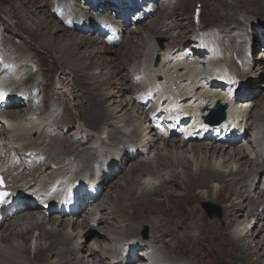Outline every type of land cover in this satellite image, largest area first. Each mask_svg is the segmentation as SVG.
Masks as SVG:
<instances>
[{
	"label": "rangeland",
	"instance_id": "rangeland-1",
	"mask_svg": "<svg viewBox=\"0 0 264 264\" xmlns=\"http://www.w3.org/2000/svg\"><path fill=\"white\" fill-rule=\"evenodd\" d=\"M61 1L69 2L70 6L68 8H71L73 6L72 8L75 9L76 7L77 13L74 14V9H72L73 14H63L64 3ZM104 1L106 0H103V2ZM108 1L112 3L111 5L115 4L114 0ZM12 2L11 0H0V47L1 53L3 54L2 57L5 54L13 59L10 60L7 57L8 64L11 61H17V63L19 62L18 68L20 67V71H16V69L10 71V64L8 66L5 64V67H7L3 69L4 73L2 70L3 74H0V79L2 80V77L4 76V81L6 83H15V86H11L12 89H15L18 86H20L21 88L24 87L25 95H23L26 96V99L28 95V101L23 100V102L19 106L18 111L15 110L16 108L14 107L15 109L13 110H15V114H17V112H19L22 108L30 109V104L32 102V105H37L36 108L34 107L35 109L33 108L30 111L35 113L32 114V118H34L35 116L38 119L40 118L38 120L39 123L45 118H48L47 122L49 124L46 122L45 127L50 126L49 132L53 131V133L56 135V137H54L55 139H52V137H50L51 140L49 141V143L53 145V149L47 147V149L49 150V157L52 159L57 155L58 157H60V155H64L63 157H70V160L73 158L71 161H69L70 163H73L72 161H74L72 168L67 167V163L61 165V167L58 166V169L56 168L52 172V174L48 173L43 176V178H41V182H39L38 185L40 187H44L50 180V177L59 174L65 175L67 173V177L71 176L69 178L74 179L76 177V173H78L79 175L77 174V176H79L81 180H84L85 178L88 180L89 176L91 175L93 177V180H91L88 187L90 189L92 187V189L94 188L93 190L96 191V198H93L94 200L83 202L81 208L79 209L80 211L75 215L66 214L61 216L53 210L44 214L42 206H38V209L33 211L29 210V212L35 214L37 219H40V221L38 222H45V230L53 229L56 232L60 233L62 240H59V242L57 243V249H62L64 247L62 243L65 242H68L69 245L76 242L78 245H81L79 249L63 253L61 254V256L56 257L55 254L53 256L54 258H50V255V259L47 261V264H50L51 262L57 263V261L61 262V264H66V262L63 261H65L66 257L70 256L71 254L73 255V257H76L74 262H76L77 264H97L94 259L87 257V255L89 253V249H94L97 253H99L101 249L99 246L101 245H104V247L102 248L103 250H105L106 247L111 250L114 249L116 251H119L117 247L123 249V251L120 250V256L106 255L108 258L106 256L103 257L104 263L101 264H110V262H116L119 257L123 256L126 253L124 247L125 237L130 238L129 234L126 232V229L131 228L132 231L134 230V232H136L135 235H138V237H136L138 238L136 239L137 242H135V240L134 243L136 245L140 243V245L137 248L132 247V249H137L138 251H140L145 248L146 244H143L142 240L149 241L151 230L154 231L151 225H153L154 227L157 226L156 231L158 232H156L154 236L159 237L161 235L160 242H163V247L160 248L163 249H157L154 245V242L149 243L148 248L140 252L142 255V259L139 260H144V264H151L152 254L148 253L150 249H152V252H156V254L159 255V261L157 260V262H162V264H177L178 262L176 263V261H179L180 264H254L248 257L242 259L236 258L233 255V252L229 250H226L227 252H224V254L221 252V250H218L215 253L208 252L206 247H202V237L207 235L209 243L213 244V235L207 232L208 230L213 228V225L206 224V220H215V228L216 230H218V234L225 233L227 234V236H229V239H236L239 237V234H241L240 232L244 231L245 229L251 228L254 233L252 235L254 237H252L254 241L253 243L251 242V245L254 246V244H258V241H260V244L264 242V173L256 174L261 170L260 162L262 161V159H264V97L260 98L255 104H251L250 102L244 101V98H241L239 96V99L236 103L233 104L231 108V116L234 118L230 123H233L236 134L238 133L240 137L243 136L241 142H239L238 147L234 149L240 151L244 149V152L249 153L248 158L250 162L247 164L244 161V158L242 160H239V158L235 156L234 160H228V156L226 154H230L231 156V153L235 154L232 150L233 147H222V143L218 140L212 141L209 139H197L198 142H193V140L196 139L190 138L188 140L189 142H187L184 147L176 150V148H171L167 145V143H164L160 135H158L157 133H152V136L154 135L156 140L155 142H153L154 146L151 147L149 152V149L147 147L146 149L144 148V144L136 143V140H139L140 137H142L143 139L144 136H147V130H149H146V128L149 127L147 126L149 121L142 118L143 116L141 114L143 113L144 109L143 107H140L138 101L142 100V104L143 106H145L144 108H146L152 103L154 104V102H158V100H161V98L163 97H165L163 99L167 100V97L172 98L174 96L176 100H178V97L179 100H181L183 95H190L194 91L192 94H195V96L188 95V98H184L187 100H183L185 104L182 105V107H185L192 113L199 112L200 107L203 108L210 105V98L214 97L212 96L213 93L221 94L224 88L226 89V84L224 87V85H222L221 83L220 88L214 86L209 87V85H205L207 78L215 76L218 80V76L222 71L226 70L225 74H229L231 70L234 71L231 65L236 60L240 63V65L242 64V69L251 72L250 76H248V81H246L245 83H243L245 80H242L243 82L241 81L240 83L239 81L237 82L239 84L252 85V83L256 79V71L258 68L260 70V67L258 66V64L253 66L254 64H252L251 62L253 60L256 61V58H254L255 56L257 57L260 54H264V28H262L261 26L262 23L255 24L257 22H253V28L255 29L256 33L252 30V27L249 28V32L251 35L246 40L247 49H244L241 52V55H238L239 43L243 40L241 39V35L243 33L242 30L246 28L245 26L239 25L240 21L243 20L239 17L244 16L240 13L234 14L235 18L233 19V21L239 20V23L236 26L234 22L230 24V21H226L227 18H224V16L221 15V11L216 10L218 8L217 3H231L229 0H143V3H141V5L138 4V0H132V2L134 3V7L131 6L130 8H133V11L132 14H128L127 17H125L123 13L118 14L119 9L118 12L114 15H103V12L104 14L107 13H105V11L100 12L92 8L94 0H47V11L50 10V7L52 8L54 5H56L58 7V14H56L54 10L53 11L57 16H59V20L61 22L66 20L73 25L80 24L82 29L87 27V32H89L88 34H90L91 36L95 35L94 37L105 35L106 40L109 42V46L113 50V54H116H109L108 56H112L113 58H115L119 54L125 57L124 54H126L128 50H130V52H133L134 50L138 49L137 56L140 55L139 58L141 59L131 61L129 58H125V66L124 68H120L121 70L115 69L114 64L117 61H115L116 59H114L112 61H108L107 66H101L100 69L93 71L95 76H100L101 74L109 77V79L111 80H109V83L106 86L107 88H99L95 92L100 96L106 112L112 113L113 116L112 120H109L110 122L112 121V124L104 125V123H100L101 125H93V122H91L94 121L93 119L91 121L86 119V109H84V107H86V98H83V96H81L78 99L76 95L79 92L74 91V89L76 90L77 84L74 80H72V76L69 77L68 75V72H70L69 68L74 67L75 69H84V65L76 64L68 65V67H66V57H64L60 53L53 54L50 50L43 47L36 40H30L28 35L25 34L22 29L23 25L21 23V20L19 18L10 19V17L6 13V11H8L9 9L10 11L14 10L11 7ZM136 5H139V8H135ZM121 7L123 9L124 5H122ZM244 13L245 12H243V14ZM224 14L228 15L229 12L224 11ZM231 14L232 13H230V15ZM12 15L15 14L12 12ZM99 15H101V17ZM257 19L260 20V18ZM54 21L56 23L58 22L55 19ZM237 22L238 21H236V23ZM58 23L59 25H63V27L65 26V28H68V26L64 25L63 23ZM174 23H177L179 27H173ZM122 24L123 26H121ZM222 24L223 26L220 28V25ZM144 25L155 28L157 27L155 29L156 34H146V32H144V30L142 29ZM166 25L168 26V28ZM226 25H228L229 27ZM99 29H101V31L105 30L106 32L100 33ZM72 31H76V34H80L79 28H74L72 29ZM107 31H111V33H108ZM131 31L135 33L131 34ZM143 35L146 40L144 37H141ZM233 35H238V38H235L232 43H227V41L233 38ZM130 36H133L132 39H130ZM198 36L201 38L203 42L202 44H200L196 40V37ZM147 38L149 39L147 40ZM130 40H132L134 43V46L131 48H129L130 45L128 43L130 42ZM214 40L216 41V43ZM124 42L128 43L125 47L123 46ZM218 43H220V45ZM210 45H214L213 48L216 47L215 50L218 54L213 61L212 59H209L210 55L208 56L207 54L208 51L212 48ZM175 46L184 47L185 51L179 54H174V48H176ZM217 46L220 47L218 48ZM170 48L174 50H170ZM162 50L164 51V53ZM80 51L81 53H86V56L89 55V52L92 53L90 57L94 53L91 47L88 46H86L85 49H81ZM140 51H143L142 54ZM224 51H226V55ZM182 55L184 58L183 60L176 59L178 57H181ZM161 56L162 59L160 58ZM240 56L244 57L245 60H240ZM156 57L159 58L157 64H155ZM260 59L261 57L258 58L257 62H259ZM228 60L231 61L229 62ZM222 61H224L223 63H225V65L222 64ZM216 63L219 65H216ZM137 64L140 66V68L138 67L136 69L135 67H137ZM220 67H222V69H220ZM65 68L67 69V73L64 72ZM9 71L12 72V75ZM138 71H141V74L140 72L138 73ZM160 74L162 76L161 79L157 77L158 75L160 76ZM121 75H127V84L129 83L131 78H133L134 80H138L141 83L142 87L144 88L142 89L143 91L139 90L137 92L135 87L132 86V90H135L137 92H135L136 95L138 94L137 96L133 94L134 97L138 99V101L134 102L131 99L130 91H128L127 89L120 90V84H118L117 80ZM26 77L27 79L25 80ZM229 77L231 78V76ZM195 78H197L196 81L193 80ZM200 78H204V80L201 81ZM233 79L234 78H231L232 82ZM85 80L88 83L93 82L91 76L87 77ZM187 80L188 82H186ZM189 80H191L192 82ZM157 81L160 85L157 84ZM151 83L155 85L156 90H151L153 92H146V87L148 88V85H150ZM195 83L197 85H194ZM191 84H193L195 88L193 87V85L191 86ZM156 85H158V89ZM241 89V94L243 95L251 92L250 90H246L243 86L241 87ZM197 90L199 91L197 92ZM92 91L93 90H91L90 92ZM156 91L158 92L156 93ZM17 93L20 94L21 91L17 90ZM35 93L37 94L34 95ZM146 93H148V95ZM33 95V99L32 97H29ZM145 97L150 102L148 105H145ZM190 98L191 100L189 101ZM242 101L243 103L238 106V104ZM164 104L167 105L168 103L166 102ZM234 110L235 112L233 114ZM239 113L240 115L244 116V127H241L239 125V121L242 119V116H238ZM26 116L27 113H25V117ZM31 120H29V122ZM16 121L17 123L14 129L10 127H3V134H0V155L3 153V150L11 147V143L18 144L20 142H25L24 140H20L15 137L18 135L19 129L29 130V128L31 127L32 130L34 126H38L37 121L34 122V124L33 122H31L32 126L31 124H29V122L21 123L20 120ZM88 122H91L92 125L90 126V123ZM42 125L44 124L42 123L40 126ZM78 125L85 128H81ZM18 127L19 129H17ZM112 127L117 131H122L118 133V137L120 138H113L111 133L109 134ZM30 132H28V134H26L24 138H27V140L34 142V135ZM173 136H177L181 139L180 133H173V135L168 138L175 140L176 138H172ZM262 138L263 140H261ZM12 139L13 141H11ZM118 139L122 141L120 142L118 141ZM257 139L260 141H256ZM250 140H252V142H249ZM134 141L136 143L135 147L132 144L134 143ZM253 141L256 142L253 143ZM195 143L197 146L206 147L207 150L210 149V151H212V148L215 149L216 152L214 153L212 158L209 159V166H213L221 172H224L225 176H227L225 178L226 180L233 181L232 178L236 180L239 179V176L242 177L243 175H248L247 179H249L250 181H246L247 183L245 184L244 188L240 189L237 182H235L236 186H234L235 189L243 192L244 197H246L248 194L250 198L253 199V201L256 203L257 207H253L254 210H252V212L250 206L245 205L246 200L244 205L242 204L244 207V213L243 216H239V218H243L250 210L249 221H243V219H241L243 222L241 221V223L237 227H234L228 224V221L226 222V220H224V211L222 210L224 208V204L222 203L220 194L218 193V190L222 185V182L220 181L210 180L206 188H200V193L199 188L198 190L195 189L196 193L194 200L198 199V201L193 205H187V198L189 197V193L188 191L182 190L185 182H188L185 164L187 160H191L194 164V169H197L200 164L199 162H197V159H195L196 156L191 151H189L190 147ZM45 146L46 144H44V149ZM92 146L93 148H95V150L91 151L93 160L91 161V159L89 158V162L90 164L91 162H94V164L92 163L93 166L95 164L96 165L94 166V168L92 166L87 171L82 168L81 165H87L84 161H82L83 156H85V153H90V150L88 148ZM219 146L222 148H219ZM122 147H127L126 149L130 148V150L133 149L131 150V153L134 152V155H137V157L133 159L129 158V160L127 161V157L125 154L127 153V151H125V153L120 152ZM176 151H178L177 154ZM172 152L177 155V159H175V156ZM117 155L123 157V162H121V164L115 166H108V164H106L107 166L105 165L103 159H109L110 157H112V160L115 161L116 164H118L120 159ZM134 155L131 156L133 157ZM76 156L77 159H75ZM206 157L209 156L206 155ZM75 160H77L78 162H75ZM240 161H244L245 163L243 162V164L240 165ZM132 162L137 163V165L141 162V164H147L148 166H145L144 169H141L140 172L138 171L139 174L138 172L132 173V171H130L129 169ZM122 163H124V165H122ZM159 165L167 166L165 169L166 171L164 172L166 173L164 177L165 179H162V173L159 171V168H157ZM74 166H77V168H75ZM101 166L105 168L103 173H101V170L99 168ZM239 168L243 172V174L241 175H238L237 169ZM91 169L94 170L90 171ZM251 169H254V173L249 172V170ZM162 170L163 169L161 168V171ZM230 170H232V175L234 176H228L227 173H229ZM115 172L118 173L114 174ZM112 174H114V176H112ZM147 174H149L150 176ZM142 176L143 178L146 176L148 179L146 177V179H143ZM150 178L153 179L151 180ZM171 178L173 180L176 178L175 180L179 183H182V181L184 182V184L182 183L183 186H181V188L177 183L173 182L171 184L169 182V185L173 187L174 190L176 189V193L183 195L184 200L180 203V210L184 213L183 217L182 214L178 213V210L175 209L176 203L165 198V193L170 191L169 188L161 190L160 192H157L155 190L159 187L158 186L156 188V185H160V183L162 184L163 181H169V179ZM56 182L57 180L51 184H55ZM146 182L148 183L146 184ZM250 182L252 183V186L248 185ZM133 189H135V192H132ZM83 192L84 191L80 189V193L82 195H79L78 200L84 195ZM144 193L149 198L151 197L155 200V202H157L155 206L163 211L162 214H165V217L160 215H149L148 220L150 223H146L144 219L141 220L142 222L144 221V224H137L138 226H136V223L134 222H137L138 220L132 219V217H136V213L134 212H138V210L144 209V207H141L140 205L137 208L132 207V198L134 197L140 199V196ZM211 197L212 200H209L211 199ZM79 204H81V202H79L78 205ZM195 208H197L198 210L195 211ZM151 211L152 209L148 210L147 214H149ZM189 216L191 219H189ZM98 217H101L102 222H99L97 224L96 222L98 220ZM138 217L142 218V215L138 214L135 219H138ZM184 217L188 218L189 220L184 222ZM53 218H58V222H56L55 224L47 222L50 219L54 220ZM222 219L224 222H222ZM200 220L201 222H199ZM87 221H89L88 224L91 223L92 225L89 224V227L87 229H84V225ZM197 224H201L200 226L198 225L201 230H198ZM0 227H2V224L0 225ZM223 227L224 230H220ZM39 232L40 230L36 229L33 230L32 233H29L31 239L27 243V245L30 248V251L28 254L22 255L24 257L25 264H35L36 261L34 260V255L36 253V248L42 245L45 247L49 243L46 239H38L37 236ZM207 233L209 234V236ZM105 237H108L112 242L106 240ZM95 238H102L103 240L105 239L104 243L100 244V239ZM96 240L99 242H95ZM16 242H18L19 244H23L22 240L18 239L13 243V245L17 244ZM261 246H263L262 248L264 249V245ZM213 249L215 250V247H213ZM146 252L149 255H146ZM263 258L264 257H262L261 264H264ZM107 259H110V262ZM136 260H138V258Z\"/></svg>",
	"mask_w": 264,
	"mask_h": 264
},
{
	"label": "bare ground",
	"instance_id": "bare-ground-1",
	"mask_svg": "<svg viewBox=\"0 0 264 264\" xmlns=\"http://www.w3.org/2000/svg\"><path fill=\"white\" fill-rule=\"evenodd\" d=\"M114 1L115 2H120L122 5H124V8L122 9V7H121L122 5L117 6V4H119V3H115L116 5L115 4L111 5L112 3L110 1H108V0H106L104 2H103V0H94V3L92 5V8H94L97 11H100V12L101 11H105V13H107V14H104V12L102 13L105 16L108 15V14L109 15L110 14H112V15L116 14L118 12V9H119L118 14L123 13L125 15V17H127V15L130 14V13L132 14L133 8H130L131 6L134 7V3L132 2V0H114ZM154 1H156V0H154ZM229 1L231 3H224V2H219V4L217 3L218 8L216 7L217 8L216 10L217 11H221L222 12L221 15L224 16V18H227L226 21H230V24L234 22L236 26L238 25L239 20L233 21V19L235 18L234 17L235 16L234 14L240 13V14H242L244 16V17H239V18L243 19L242 21H240L241 24L239 23V25L246 27V28H244L242 30L243 33L241 35V39H243V40L240 41L239 48H238V55H241V52L244 49L245 50L247 49L246 40L251 35L250 32H249V28L252 27V30L255 32V29L253 28V25H254L253 22H257L255 24L262 23L261 26H262V28H264V0H229ZM11 2H12V0H11ZM61 2L64 3V6H63V14L72 13V9H74V8H72L73 6L71 8H68L70 6V3L69 2H64V1H61ZM138 2L141 4V3H143V0H138ZM212 5H213V3H212ZM110 6H112V7H110ZM11 7L14 10L13 11H10V9H9L8 11H6L7 15L10 17V19L11 18L12 19L19 18L21 20V23L23 25L22 29L25 32V34L28 35V37H29L30 40H33V41L36 40L43 47H45L46 49L50 50L53 54L60 53L61 55H63L64 57H66V60H65V62L67 63L66 64V67H68V65H76V64L84 65V69H82V68L81 69H75L74 67L73 68H69L70 69V72H68V75H69V77L72 76V80H74L76 82V84H77L76 85V90L74 89V91L75 92H79V93H77V95L75 93V95L78 97V99L81 96H83V98H86V107H84V109H86V119L87 120H90V121L93 119L94 121H91V122H93L92 123L93 125H97V124L101 125L102 123H104V125L112 124V121L111 122L109 121V120H112V117H113L112 116V113H107L106 112V109L104 108V105H103V103L101 101L100 96L98 95V93L95 92L99 88H107L106 86L109 83V80L110 79H109V77H107L105 75H101V74H100V76H95L94 73H93V71L100 69L101 66H107L108 65V61H112L114 59H116L115 61H117L114 64L115 69L121 70L120 68H124V66H125V61H126L125 58H129L131 61L137 60V59L138 60L141 59V58H139L140 55L137 56V50L138 49L137 50H134L133 49L134 50L133 52H130V50H128L127 53L124 54L125 57L124 56H121L119 54H118L119 57L117 55L115 58H113L112 56H108L109 54L110 55H116V54H113V50L109 46V44H108L109 42L106 40L105 35H100V37H97V36L94 37L95 35H92L91 36L90 34H88L89 32H87L88 31L87 30L88 29L87 27H85L84 29H82L80 24L79 25H73V24H71V23H69V22H67L65 20L61 22L59 20V16H57L54 13V11L52 10L51 7H50V10H49L50 12L47 11L48 10L47 9V0H26V1L25 0H13ZM135 8H139V5H136ZM76 10L77 9L75 7V9L73 10L74 14L77 13ZM224 11H228L229 14L228 15L227 14H224ZM12 12L15 15H12ZM78 12H79V10H78ZM243 12H245V13L243 14ZM230 13H232V14L230 15ZM99 16L101 17V15H99ZM158 16H160V15H158ZM166 18H168V17H166ZM228 18H229V20H228ZM257 18H260V20L257 19ZM54 19L56 21L60 22V23H63L64 25L68 26V28H65V26L63 27V25H59L58 22H57L58 23L57 24L54 21ZM72 19H73V17H72ZM117 19H118V17H117ZM168 19H170V18H168ZM255 19H257V20H255ZM253 20H255V21H253ZM236 21H238V22L236 23ZM179 24H181V23H179ZM121 26H123V24ZM150 26L144 25L142 29L144 30V32H146V34L147 33H151V35H153V34L155 35L156 34L155 33L156 32L155 29L157 27L155 28V27H150ZM177 26L179 27V25L177 23H174L173 24V27H177ZM222 26H223V24L220 25V28ZM226 26H228V25H226ZM74 28H79V33L80 34H76L75 33L76 31H72V29H74ZM167 28H168V26H167ZM105 30H106V28H105ZM99 31H100V33H102L101 29H99ZM133 33H135V32L131 31V34H133ZM132 37L133 36H130V39H132ZM141 37H144V35L141 36ZM138 38H140V37H138ZM235 38H238V35H233V38L230 39L229 41H227V43H229V42L232 43L233 40H235ZM148 39L149 38H147V40ZM139 40H141V39H139ZM145 40H146V38H145ZM216 41H215V43H216ZM125 43L126 42H124V44H123L124 47L128 43L130 45L129 48H131V47L134 46V43H133L132 40H130V42H128L126 44ZM218 44L220 45V43H218ZM182 45H184V44H182ZM86 46L91 47L92 51L94 52L91 57H90V55L92 53L89 52V55L86 56L85 55L86 53H81V51H80L81 49H85ZM175 47L178 48V49H180L179 46H175ZM240 47H241V49H240ZM215 48H213V49H215ZM170 50H173V49L170 48ZM221 51H223V50H221ZM226 51H224L225 52V55L227 54ZM142 52H141V54H142ZM163 53H164V51H163ZM219 55H220V53H219ZM208 56H209V54H208ZM222 56H223V54H222ZM262 56H264V54L263 55L260 54L257 57L255 56L254 58H256V61L253 60L251 62L252 64H254L253 66H255L256 64H258V66L260 67V70L258 68L257 71H256V79L252 83V85L239 84L242 80H245L244 82L242 81L243 83H245L246 81H248L247 79H248V76H250V73L251 72L250 71H245L244 69H242V64L240 65V63L237 60L234 63H232V65H231L233 67L234 71L231 70V72L229 74H225L226 73V70H224L225 72L224 71L221 72L222 74H225L226 75V78H228L229 76H231V78L237 79L239 81V83L237 82V85L234 86L235 87V90H230V91L227 90V93L229 95L232 94V96H233V94L237 93V90H239V88L243 86V87H245L246 90H250L251 91L248 94H245V95H242L241 94L240 95L241 98H244V101L250 102L251 104H255L260 98L264 97V57H262ZM231 57H233V56H231ZM259 57H261V59L259 60V62H257ZM160 58L162 59V56ZM220 58H222V57H220ZM225 59H227V58H225ZM239 59L240 60H245L244 57H242V56H240ZM10 60H13V59H10ZM213 60L214 59H212V61ZM163 61H165V60H163ZM11 62L13 63V66H12V68H10L11 69L10 71H12L13 69L14 70L16 69V71H20L19 70L20 67L18 68L19 62L18 63H17V61H11ZM223 62L224 61H222V64L225 65V63H223ZM226 62H227V60H226ZM228 64H230V63H228ZM216 65H219V64L216 63ZM214 66H215V64H214ZM6 67H2L1 68L0 74H2V70L5 69ZM138 67L140 68V66L137 64V67H135V68L137 69ZM150 67H152V66H150ZM223 68H225V67H223ZM69 69H68V71H69ZM220 69H222V67H220ZM66 70L67 69L65 68V70H64L65 73H67ZM139 72L141 74V71H138V73ZM217 73H218V71H217ZM153 74H154V72H153ZM11 75H12V73H11ZM90 76H91V79H93L92 80L93 81L92 83H88L85 80L87 77H90ZM157 77H159V79H161L162 76L160 74V76L158 75ZM218 78L222 79L223 77H218ZM231 78L229 77L228 79H231ZM25 79H27V77ZM127 79H128L127 75H125V76L124 75H121L119 77V79L117 80L118 81V84H120V90H126L127 89L128 91H130L131 99L134 102L135 101H138V99H136L134 97V95H136V93L139 90L141 91L144 88L142 87L141 83L138 80H134L133 78H131L130 81H129V83L127 84L126 83V80ZM196 79L197 78H195L193 80L196 81ZM203 80H204V78L201 79V81H203ZM214 80H216V78H214ZM149 81H152V80H149ZM189 81H191V80H189ZM159 82H161V81H159ZM186 82H188V80ZM157 84H158V81H157ZM158 85H160V84H158ZM158 85H156L157 86V89H158ZM192 85L193 84H191V86ZM194 85H197V84L195 83ZM194 85H193V87H194ZM132 86L135 87V89L137 90V92L135 90H132ZM224 87H225V84H224ZM226 87L228 88L229 86H226ZM18 88L25 95V91L23 92L22 91V88L20 86H18ZM148 88H149L150 91L151 90H154V91L156 90L155 85L152 84V83L150 85H148ZM148 88L146 87V89H148ZM199 88H202V87H199ZM91 90H93V91L90 92ZM225 90L226 89L224 88V92L222 94H214V93L212 94V96H214V97H211L210 98L211 99V103H210V105H208L207 107H205V110H204L205 113L208 111V109H210L211 107H213V105H214L215 102H217V101H221V103L225 102V99H223V97H222V95H224L226 93ZM198 91L199 90H197V92ZM157 92L158 91H156V93ZM192 93L190 95L191 96L192 95L195 96V94H192ZM128 94H129V92H128ZM187 96H184L183 95L182 96V99L189 97V96L188 97ZM203 97H205V96H203ZM163 98H165V97H163ZM145 99H146V97H145ZM172 99L176 100V98H172ZM182 99L179 100V97H178V100H179V103L178 104H180V107L185 104ZM8 100H11L12 107H9V105H7V106H5L7 108H4L3 109V113L0 115V119L4 120L3 117H8V119L7 120H4L5 121V124L3 122H0V124L2 126L5 125L7 128L10 127L12 129H14L16 127V123H17L16 120H20L21 123L22 122H29V120H31V118L33 116L32 114H35V113L34 112H30V111L34 107L36 108L37 105H35V106L32 105L30 109L29 108H22L19 112H17V114L14 113L15 110L18 111L19 106L23 102V100L28 101V95H27V99H26V96L23 99V97H19L18 94L15 95L14 92L13 93L10 92L8 94ZM185 100H187V99H185ZM190 100H191V98L189 99V101ZM162 102L164 103L165 101L162 100ZM138 103L140 104V107H143V109H144L143 110V113L141 114L143 116L142 118L143 119H147L146 117L153 110L150 107L144 108L145 106H143L142 100L141 101H138ZM242 103H243V101L240 102L238 104V106L241 105ZM182 108H185V107H182ZM13 109H15V110H13ZM229 111H230V107H229V110H228L227 120L223 124H221L219 126L213 127V129L214 128L222 129L223 126H225L229 122L230 116H231V111H230V115H229ZM234 112H235V110L233 111V114H234ZM25 113H27V116L26 117H25ZM238 116H242V115H240V113H239ZM39 119L35 116L29 122V124H31V126H32V123L31 122H33V124H34V122L37 121V125L38 126L37 127L34 126V128H33L35 130H33V129L31 130V127L30 126H29L30 127L29 130L19 129V127H18L17 128V129H19V131L17 130L18 131V135L15 136V137L18 138V139H20V140H24L25 142L18 143L20 145L14 147L13 150H6L7 152L4 153V155H5L4 157L3 156H0V163L1 164H4V163L5 164H7V163L9 164V169H8V171H6V177H5L6 178V184L10 185V187H12L13 189H17V190L23 192V194L21 195V198L13 205L11 211L5 213L2 216V219L0 221V225L2 224V227H0V264H25L24 257L22 255H26V254L29 253L30 248L27 245V243L31 239V236H30L29 233H32V231L33 230H36V229L40 230V232H39V234L37 236L38 239L39 240L46 239L49 242L48 245H46L45 247L42 245V246H39V247L36 248V251H35L36 253L34 255V260L36 261L37 264H47V261L50 258H54L53 256L55 254H56L55 255L56 257L57 256H61V254H63V253H67L69 251H74V250L79 249L81 247V245L80 244L78 245L77 242L74 243V244H70V245L68 244V242H65V243H62L63 246H64L62 249H57L56 248L57 243L59 242V240H62L60 233L56 232L53 229L45 230L44 229L45 222H38V221H40V219H37V217L35 216V214H32L31 212H29V210L30 211L36 210L35 209V206L27 205V203L24 202V200L26 199L25 198V194H27V192L23 190V187L24 186L25 187L28 186L26 189H28V188L29 189H32V188H34V186H39L38 183L41 182V180H42L41 178H43V176H45L48 173L52 174V172L54 171V169L56 167H58V166L61 167V165L67 163V167H71L72 168V165L74 164V161H72L73 163H70L69 162L73 158L70 160V157H63L64 155L61 156L59 154L60 157H58V155H57V156H55V158H52V159L49 157V150L47 149V147L50 148V149H53V145H51L49 143V141L51 140L50 137H52V139H55L54 137H56V135L53 133V131L52 132H49V127L50 126L49 127L48 126L45 127L46 122L48 121V118H45L43 120L45 122L41 121L40 123L38 121ZM184 119H186L187 120L186 123H188L189 120L187 118H184ZM243 119H244V116H242V119L239 121V125L241 127H244L243 124L245 122L243 123ZM129 120H131V119H129ZM91 122H88V123H90V126L92 125ZM42 123L45 124V125H42L41 128H40V125ZM232 126L233 125H231V126H229V125L228 126H225V129H223L222 131L224 133H227L226 132L227 131L226 129H229L230 132L228 133V137H236V138H240V139L232 140V142H230V143L221 142L222 143L221 146L222 147L223 146L233 147L232 150L234 151L235 154L231 153L232 156L230 154H226L228 156V160H234V156H235V157H238L239 160H242L244 158L245 159L244 161L247 164V163L250 162L249 161V158H248V154L249 153L244 152V149H242L241 151L234 149V148H237L238 147L239 142H241L243 136L240 137V135L238 133L236 134L235 129ZM79 127L85 128V127H82V126H79ZM147 129H149V128L147 127L146 130ZM92 130H94V129H92ZM95 130H97V129H95ZM28 132L33 133V135H34V142H31V141L27 140V138H24V136H26V134H28ZM119 132H122V131H117L115 128L112 127L110 129L109 134L111 133L112 137L117 139V138H120V137H118V133ZM1 133L3 134V128L1 129V127H0V134ZM152 133H153L152 130H147V136H146V138H143L142 139V137H140L139 140H136V143L144 144L145 145L144 148L146 149V147H147L149 149L148 152L150 151L151 147L154 146L153 145V142H155V140H156V138L154 137V135L152 136ZM13 136H10V137H13ZM98 136H99V133H98ZM172 138H174V139L176 138L175 140H177V141H175L173 139H169L168 137L167 138H165V137L162 138V141L164 143H167V145L170 146L171 148H176V150L179 149V148L184 147L187 144V142H189L188 141V139H189L188 137H184V138L182 137V140L180 138H178L177 136H173ZM190 138H192V139L195 138L196 140H193V142H198L197 141V138L195 136H191ZM13 139L11 141H13ZM261 140H263V138ZM54 141H56V140H54ZM118 141H120V139H118ZM118 141H116V142H118ZM178 141H179V143H178ZM256 141L259 142L260 140L257 139ZM256 141H253V143L256 142ZM249 142H252V140H250ZM136 143H135V141H134V143H132L134 145V147H135V144ZM44 144H46L45 149H44ZM13 145L14 144H12L11 147ZM222 147L219 146V148H222ZM126 148L127 147H122V149H121L120 152H124L125 153V151H127V153H125L126 154V157H127V161L129 160V158H132L133 159V158H136L137 157V155H134V152L131 153V150H133V149L130 150V148H128V149H126ZM210 148H212V147H210ZM88 149L90 150L89 151L90 153H88V154L85 153L84 154L85 156H83V160H82L87 165H84V164L81 165V167L84 168L87 171H88L89 168H91L93 166L92 163L94 164V162H91V164H90L89 158L91 159V161L93 160L92 159L93 157L91 155V151H94L95 148H93V146H92V147H89ZM28 151H31L30 155H27L28 154ZM189 151H191L196 156L195 159H197V162H199L200 164H199V166H198L197 169H194V164H193V162L191 160H187V162L185 164V169L187 171L188 182L187 183L185 182V184H184V182L182 181V183L184 184V187L182 188V190L188 191V193H189V197L187 198L188 199L187 205H193V204H195L198 201V199L197 200H194L195 193H196L195 192V189L198 190V188H199V193H200V188H206L210 180H212V181H220V182H222V185H221L220 189L218 190V193L220 194L221 201L224 204V208L222 209L224 211V220H226V222L228 221V224H230V225H232L234 227H237L241 223V221H242L241 219H243V221H245V220L246 221L247 220L249 221L250 210H249V212L243 218H241V219L239 218V216H243V213H244V207H243V205H244L245 200H246V204L245 205H249L250 206V209H251V212H252V210H254L253 207L256 206V203L253 201V199L250 198V196L248 194H247L246 197H244L243 192H240L238 189H235V186H236L235 182H237V184H239L240 189L245 187V184L250 181L249 179H247V176L248 175H246V176L243 175L242 177L239 176V179H236V180H234V178H232L233 181H228V180L225 179L227 176H225V173L224 172H221L220 170H218L217 168H214L213 166H209V163H210L209 159L212 158V156L216 152L215 149L212 148V151H210V149L207 150L206 147L197 146L196 143H195V144H193L190 147V150ZM172 153L174 154V152H172ZM177 153H178V151H176V154ZM176 154H174L175 159H177V155ZM9 155H11L10 158H8L7 160L4 159L6 156H9ZM131 155H134V156L132 157ZM206 155H208L209 157H206ZM117 156L120 159L118 164H116L115 161L112 160V157H110L109 159H106V158L103 159V161L105 162V165L108 164V166H115V165L121 164V162H123V157H121L119 155H117ZM75 159H77V156H76ZM3 160H4V162H3ZM236 161H238V160H236ZM75 162H78V161L75 160ZM80 162H79V164H80ZM134 162H136V161H134ZM134 162H132V164H131V166L129 168L130 171H132V173H137L138 171L140 172L141 169L143 170L145 166H148L147 164H141L142 161L138 165H137V163H134ZM243 162L240 161L239 162L240 165L243 164ZM260 164H261V170L258 171V173H256V174L264 173V159H262V161L260 162ZM122 165H124V163H122ZM94 166H93V168H94ZM74 167L77 168V166H74ZM166 167H167L166 165H162V166L159 165L157 167V168H159V171L162 173V176H161L162 179L165 177V174L166 173H164V172L166 171L165 170ZM99 168L101 170V173H103L104 170H105V168L103 166H101ZM161 168L163 169L162 171H161ZM92 170H94V169H91L90 171H92ZM237 170H238V175L243 174V172L240 170V168L237 169ZM139 172H138V174H139ZM249 172H253L254 173V169L249 170ZM256 172H257V170H256ZM117 173L118 172H115L114 174H117ZM77 174L78 173H76V177L79 178V176H77ZM114 174H112V176H114ZM227 174H228V176L229 175L231 176L232 175V170H230L229 173H227ZM147 175H149V174H147ZM143 176H142V178H143ZM232 176H234V175H232ZM61 177H65V176L59 174L58 176L56 175V176L50 177L49 184L52 185V186L53 185L55 186V184H51V183H54L56 180H58V178H61ZM69 177H71V176H69ZM80 177H81V175H80ZM145 177L143 179H146L147 178V177L146 178ZM72 178H74V177H72ZM94 178H96V177H94ZM91 179L92 178H90V180ZM150 179L152 180L153 178H150ZM175 179L173 180L171 178V179H169V181L166 179L167 181H163L162 184L160 183V185H156L155 186L156 188L158 186L159 187L157 189H155V190L157 192H160L161 190H165V189L169 188L170 191L165 193V198L176 203L175 209L178 210V213H181L182 214V217H183L184 213H183V211L180 210V203L183 202V200H184L183 195H181L179 193H176L175 192L176 189L174 190L173 187H171L169 185V182L171 184L173 182H175V183H177L179 185L180 188H181V186H183L182 183H179ZM87 182H89V181L84 182L83 185L81 184V189L84 191L83 192L84 195L82 197H80L79 200L82 201V202L85 200V194L88 195L87 194L88 191L86 192L85 189L86 188H89V187H87V186L84 185ZM147 183L148 182H146V184ZM111 185H113V184H111ZM248 185L249 186H252V183L250 182ZM88 186H89V184H88ZM95 186H96V183H95ZM114 186H116V185H114ZM97 187H98V184H97ZM112 189H113V187H112ZM76 192H77L76 195H74L75 198H72L71 199L74 202H76L78 200L79 195H82L80 193L79 188H77ZM132 192H135V189H133ZM147 192H149V191H147ZM202 192H203V190H202ZM88 196H90V195H88ZM92 196H90V197L91 198H96L95 195H92ZM132 199H133L132 207H134V208L136 207L137 208L139 205L141 207L142 206L144 207V209L138 210V212H134V213H136V217L138 216V214L139 215H142V218L144 217L143 219L142 218H139L140 216L138 217V219H135L136 218L135 216L132 217V219L138 220L137 222H134V223H136V226H138L137 224L142 225V223L144 221L142 222L141 220H144V219H145L146 223H150L149 220H148V216L149 215L150 216L151 215L152 216L153 215H160V216H164L165 217V214H162L163 211H161V209H158V207L155 206V204H157V202H155V200L152 199L151 197L149 198L145 193L140 196V199H137V198H134V197ZM209 200H212V197ZM263 203H264V201H263ZM21 205H24V206L26 205V206H25L24 209L21 210V209H19V206H21ZM184 206H186V205H184ZM80 208H81V206L78 207V208H76V214L80 211L79 210ZM150 209H152V211L150 213L148 212L149 214H147V211L150 210ZM197 210L198 209L195 208V211H197ZM173 211H174V209H173ZM200 215H199V217H200ZM97 219H98L97 222H96L97 224L99 222H102L101 217H98ZM184 219H185L184 220V222H185V221H187V220H189L191 218L189 216V219L186 218V217H184ZM207 221L208 220H206V224L213 225L212 226L213 228H211L207 232L209 234H212L213 235V238H214L213 239V242H212L213 244H211L208 241L207 235L204 236V237H202L203 238L202 239V247H206V249L208 250V252L215 253L216 251L221 250V252L224 254V252H227L226 250H229V251H232L233 252V255L236 258H238V259H242V258H247L248 257V258H250L252 260V262L254 264H261L262 263V257H264V249L262 248L263 246H261V245H264V242H262L260 244V241H258L257 242L258 244H254V246L251 245V242L253 243V241H254L253 240L254 237L252 236L254 233H253V231H252L251 228L250 229H245L244 231L240 232L241 234H239V237L238 238H236V239H234V238L233 239H229V236H227V234H225V233L218 234V230H216V228H215V225H216V221L215 220H210L208 222ZM47 222L48 223L55 224L56 222H58V218H56L54 220H51L50 219ZM88 222L89 221H87L86 224L84 225V229H87L89 227L88 226L89 224L92 225L91 223L88 224ZM199 222H201V220ZM222 222H224L223 219H222ZM201 224H197L198 230H201V228L198 227V225L200 226ZM24 225H26V226H24ZM151 227H152V229L154 231H152L150 229L151 230V236L149 237V239H150L149 241L148 240L147 241L142 240L143 244L146 243L145 244V248H143L142 250L147 249L148 248V244L151 243V242H154V245H155V247L157 249H163V248H160V247H163V242L162 241L160 242L161 235L159 237H155L154 236V234H156V232H158V231H156L157 230V226L154 227L153 225H151ZM224 227H225V225H224ZM224 227L221 228L220 230H224ZM126 232L130 236V238H126L125 237V246L124 247H125L126 253L123 256L119 257L116 260V262H110V259H107V260L110 262V264H135V262H136V264H144L145 263L144 260H139V259H142L141 258L142 255L140 253L142 250L138 251L137 249H135V250L132 249V247L137 248L140 245V243H138V245H136L134 243V241L136 239H138V238H136V237H138V235H135L136 232H134V230L132 231L131 228H127L126 229ZM209 234H208V236H209ZM18 239L22 240V243L23 244H19L18 242H16L17 244L13 245V243L16 240H18ZM95 239H100L99 240L100 242L97 241V240L95 241V242H99L100 244L101 243H104V240L105 239L111 241L108 237H105L104 240L102 238H95ZM135 242H137V240ZM140 242H141V240H140ZM99 247L101 248L100 251H99V253H97L94 249H89V253L87 255V257H90V258L94 259L97 264L104 263L103 262L104 261L103 260V257H105L106 255H109V256L116 255V256H118L120 254V250L123 251V249L122 248H119V247H117L119 249V251H116L114 249L111 250V249H109V248L106 247L105 248L106 252H105V250L102 249L104 247V245L103 246L101 245ZM213 247H215V250L213 249ZM130 249H131V254L133 255V257L130 254ZM148 253L152 254L151 255V258H152L151 259V264H162V262H157V260L159 261V259H158L159 258V255L156 254V252H152V249H150ZM49 256H50V258H49ZM75 258L76 257H73V255L71 254L70 256L66 257V260L63 261V262H66V264H77L76 262H74ZM137 258H138V260H136ZM177 262L180 264L179 261H176V263ZM168 263H170V262H168ZM50 264H61V262H58V261H57V263H52L51 262ZM106 264H108V263H106ZM171 264H175V263H171ZM181 264H183V263H181Z\"/></svg>",
	"mask_w": 264,
	"mask_h": 264
},
{
	"label": "water",
	"instance_id": "water-1",
	"mask_svg": "<svg viewBox=\"0 0 264 264\" xmlns=\"http://www.w3.org/2000/svg\"><path fill=\"white\" fill-rule=\"evenodd\" d=\"M224 109H225V106L220 105L219 103H217V110H212L211 111V116L212 117L214 115H218L219 116V120L214 122L215 124L219 123L220 121H223L225 119ZM209 123H213V122L209 121Z\"/></svg>",
	"mask_w": 264,
	"mask_h": 264
}]
</instances>
